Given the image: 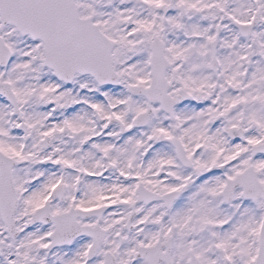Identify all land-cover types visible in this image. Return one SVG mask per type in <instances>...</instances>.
I'll use <instances>...</instances> for the list:
<instances>
[{"label":"snow or ice","instance_id":"1","mask_svg":"<svg viewBox=\"0 0 264 264\" xmlns=\"http://www.w3.org/2000/svg\"><path fill=\"white\" fill-rule=\"evenodd\" d=\"M0 264H264V0H0Z\"/></svg>","mask_w":264,"mask_h":264}]
</instances>
